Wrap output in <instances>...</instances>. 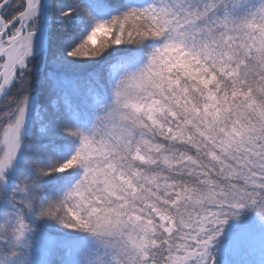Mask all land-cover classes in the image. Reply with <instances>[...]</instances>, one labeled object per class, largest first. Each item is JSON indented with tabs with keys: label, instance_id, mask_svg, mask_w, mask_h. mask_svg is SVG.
Segmentation results:
<instances>
[{
	"label": "snow or ice",
	"instance_id": "1",
	"mask_svg": "<svg viewBox=\"0 0 264 264\" xmlns=\"http://www.w3.org/2000/svg\"><path fill=\"white\" fill-rule=\"evenodd\" d=\"M0 264H264V0H0Z\"/></svg>",
	"mask_w": 264,
	"mask_h": 264
}]
</instances>
